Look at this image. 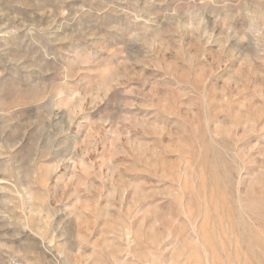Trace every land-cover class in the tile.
<instances>
[{
  "label": "rangeland",
  "instance_id": "rangeland-1",
  "mask_svg": "<svg viewBox=\"0 0 264 264\" xmlns=\"http://www.w3.org/2000/svg\"><path fill=\"white\" fill-rule=\"evenodd\" d=\"M0 264H264V0H0Z\"/></svg>",
  "mask_w": 264,
  "mask_h": 264
}]
</instances>
